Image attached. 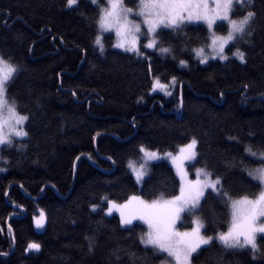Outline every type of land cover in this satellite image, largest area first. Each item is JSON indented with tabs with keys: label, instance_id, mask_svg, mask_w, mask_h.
Listing matches in <instances>:
<instances>
[{
	"label": "trees",
	"instance_id": "obj_1",
	"mask_svg": "<svg viewBox=\"0 0 264 264\" xmlns=\"http://www.w3.org/2000/svg\"><path fill=\"white\" fill-rule=\"evenodd\" d=\"M254 4L253 35L237 43L245 62L230 57L200 64L192 52L208 41L200 23L179 32L164 29L161 46L171 52L147 49L145 59L115 49L110 33L102 37L100 52L94 44L98 9L89 0L75 10L66 9L64 0H0V54L21 69L8 91L17 111L29 117V136L0 150L8 160H0L7 169L0 172V251L9 252L0 264H160L139 243L143 224L134 222L125 231L117 215L90 208L105 195L122 202L133 194L153 199L178 193L175 169L163 159L152 162L137 184L127 163L140 159V145L174 152L195 137V163L220 175L233 198L259 191V182L244 171L258 164L244 146L264 149V0ZM217 24V33L227 32L226 23ZM153 76L163 82L177 78L171 96L149 92ZM202 203L197 215L207 234L226 231L231 217L223 199L212 193ZM41 210L45 223L37 230L34 217ZM184 220L180 229L191 226V216ZM85 236L95 237L92 252ZM29 242L41 249L26 252ZM257 243L264 253L261 235ZM116 249L123 250L119 260ZM215 254L216 249L202 253L196 264H216ZM224 258L226 264H264V255L253 260L250 252Z\"/></svg>",
	"mask_w": 264,
	"mask_h": 264
},
{
	"label": "snow or ice",
	"instance_id": "obj_2",
	"mask_svg": "<svg viewBox=\"0 0 264 264\" xmlns=\"http://www.w3.org/2000/svg\"><path fill=\"white\" fill-rule=\"evenodd\" d=\"M81 2L82 0H64V7L75 10L79 8ZM89 2L98 9L95 18L98 34L95 36L94 44L99 47L102 54L104 44L101 34L107 31L115 32L117 41L113 45L114 48L133 53L137 57L150 59L145 52L147 49L161 54L170 53L169 47L161 46L160 37L163 30L171 29L173 32H179L186 24L195 21L203 22L210 33V44L207 47L211 49V56L205 54L204 46L192 49L200 64L207 63L209 59L228 61L230 57L225 51L226 46L231 56L244 63L246 54L241 51L237 43L247 42L246 38L253 35L252 26L257 16L254 0H138L134 2L133 7L127 6L125 0H89ZM218 21L226 23V34H217L215 28L219 27ZM179 63L181 66L187 65V61L183 59ZM20 70V65L14 62L12 57L0 54V150L13 147L15 138L29 136V132L24 127L29 117L17 111V101L8 91ZM148 71L149 73L152 71L151 64L148 66ZM176 84L177 78L171 77V85ZM169 87V84L161 83L158 76H153L151 91L159 89L164 91L165 95L171 96ZM73 95L75 96L76 93L73 92ZM142 99L143 97H138L137 102ZM180 103L181 105L183 103L182 97ZM197 145L198 140L193 137L189 142L181 145L176 154L164 153V156L171 159L179 177L178 195L165 199V194L160 193L152 200L132 195L123 203L111 200L105 195L100 197V205L97 203L90 205L92 212L101 211L106 215H111L114 211L118 212L119 224L125 231H131V228L135 227L134 221H143L147 225V231L140 234L139 243L145 246L146 251L152 253L153 258L163 257L160 259V264H196L202 253L211 252L212 249H216V264H226L225 253L243 255L250 252L252 259L255 260L257 255H264L257 243L258 234L264 239V149L254 150L250 144L244 146V152L258 160L256 167L245 166L244 171L252 181L259 182L255 185L259 191L233 198L224 189L222 177L209 170L207 166L195 169L196 179L188 178L184 161L196 159ZM15 146L24 147L23 144ZM139 152L143 154L142 162L137 166L130 161L128 165L138 183L147 174L148 162L160 158L157 150H151L144 145H140ZM76 159L79 160L80 157L77 156ZM108 159L112 160V157L109 156ZM0 160H4L5 164L8 163V160L2 156ZM240 164L243 165V160ZM5 171L6 168L0 167V172ZM206 192L207 195L215 193L216 198L223 199L225 207L229 208L231 219L226 231L213 230L214 235H208L203 219L197 215L203 210L202 202L207 199ZM4 195L7 196L8 192L5 191ZM12 203L15 204L14 201ZM182 214L192 218L191 226L184 231L179 230L177 226ZM34 220L37 227L43 226L45 220L43 210L39 218L34 217ZM12 231L9 226L8 232L12 233ZM85 240L88 251L92 252L96 246L95 237L85 236ZM11 241L14 245V234L11 236ZM40 249L39 243L29 242L25 251ZM122 251L121 249L113 251L117 260L120 259L119 253ZM127 254L131 257L137 255L131 251ZM8 255L9 252L0 251V256Z\"/></svg>",
	"mask_w": 264,
	"mask_h": 264
},
{
	"label": "rangeland",
	"instance_id": "obj_3",
	"mask_svg": "<svg viewBox=\"0 0 264 264\" xmlns=\"http://www.w3.org/2000/svg\"><path fill=\"white\" fill-rule=\"evenodd\" d=\"M134 2H138V0H125V3L127 4V6H129V7H133L134 6ZM218 22H220V21H218ZM191 23H200V24H203V22H191ZM204 25V24H203ZM206 26V25H205ZM206 28H207V26H206ZM107 33H110V34H112L113 35V45L116 43V41H117V37H116V35H115V32L114 31H107V32H103L102 34H101V36L103 37L105 34H107ZM217 34H220V33H217ZM224 34H226V33H224ZM209 36H210V33H209V31H208V41L205 43V44H203L202 46H204L205 47V54L206 55H208V56H211L212 55V52H211V49L210 48H208L207 47V45L208 44H210V39H209ZM142 43H143V38H142ZM202 46H198V47H195V48H199V47H202ZM227 47L228 46H226V49H225V51H226V53L229 55V57H231V58H235V57H233V56H231V54H230V52H227ZM115 49H117V48H115ZM194 49V48H193ZM117 50H119V51H122V52H124L122 49H117ZM148 50H152V49H148ZM235 50V49H234ZM233 50V51H234ZM242 51V50H241ZM193 52V51H192ZM128 53H130V52H128ZM193 57H194V59L195 60H197L198 61V58L195 56V53L193 52ZM236 59V58H235ZM209 60H214V59H209ZM208 60V61H209ZM219 60V59H218ZM238 60V59H237ZM179 65H180V63H179ZM181 66V65H180ZM187 66V65H186ZM186 66H181V67H186ZM152 80H153V77H152ZM161 81V80H160ZM161 83H164V84H169L170 85V87H169V91H171L172 93H173V90H174V87L175 86H172L171 85V79L168 81V82H163V81H161ZM152 87V86H151ZM150 93H161V94H163V95H165V93H164V91H161V90H159V89H157L156 91H151V89H150V91H149ZM165 96H169V95H165ZM21 115H23V114H21ZM25 124H26V122H25ZM24 127H25V125H24ZM16 139H22V138H15V140ZM178 150L179 149H177L176 151H174V152H172V151H165V152H161V151H158L159 153H160V158L159 159H157V160H160V159H163V160H166V161H168L172 166H173V164H172V162H171V159L170 158H168V157H166V156H164V153H167V152H172L173 154H176L177 152H178ZM143 156V154L141 153V156H140V159L139 160H129L128 161V163H127V167H128V165H129V162L131 161V162H133V163H135L137 166L142 162V160H141V157ZM197 158V157H196ZM154 161H156V160H154ZM154 161H150V162H148V165H147V169H148V171H147V174H148V172H149V168H150V164L152 163V162H154ZM196 162V159L195 160H191V161H184V168H185V170L187 171V173H188V178L189 179H196V171H195V169L196 168H205V167H203V166H200V165H198V164H196L195 163ZM257 165H255V166H253V167H256ZM174 167V166H173ZM129 168V167H128ZM174 169H175V167H174ZM129 170H130V168H129ZM130 172H131V170H130ZM175 172H176V169H175ZM132 173V172H131ZM146 174V175H147ZM133 175V174H132ZM145 175V176H146ZM134 176V175H133ZM144 176V177H145ZM143 177V178H144ZM178 177V176H177ZM134 178H135V176H134ZM178 180H179V177H178ZM135 181H136V178H135ZM137 182V181H136ZM141 183H142V181L140 182V183H138L137 182V184L140 186L141 185ZM179 186H180V182H179ZM208 191H210V190H208ZM179 194V190H178V193L176 194V195H178ZM133 195H138V196H140L139 194H133ZM132 196V195H131ZM130 197V196H129ZM128 197V198H129ZM127 198V199H128ZM143 198V197H142ZM157 198V197H156ZM165 199H167V198H170V197H164ZM126 199V200H127ZM153 199H155V198H153ZM148 200H152V199H148ZM125 201V200H124ZM124 201H122V202H118V203H123ZM112 214H115V215H117L118 217H119V213L118 212H116V211H114ZM111 214V215H112ZM40 216V215H39ZM39 216L38 217H36V218H39ZM185 220H184V214H182V219H181V221H178L177 222V226L180 224V223H183ZM134 222H138V223H141V224H143L144 226H145V232L147 231V225L146 224H144V222L143 221H139V220H137V221H134ZM133 222V223H134ZM45 223V222H44ZM44 223H43V226L42 227H37L36 226V223H35V226H36V229L37 230H42L43 228H44ZM179 228V227H178ZM186 229H188V228H185V229H180L179 228V230H181V231H184V230H186ZM259 235H261V234H258V236ZM166 255V254H165ZM163 257H161V259H162ZM160 263V262H159Z\"/></svg>",
	"mask_w": 264,
	"mask_h": 264
}]
</instances>
